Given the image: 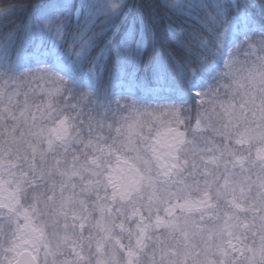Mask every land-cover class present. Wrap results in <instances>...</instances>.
I'll list each match as a JSON object with an SVG mask.
<instances>
[{
    "label": "snow or ice",
    "instance_id": "obj_1",
    "mask_svg": "<svg viewBox=\"0 0 264 264\" xmlns=\"http://www.w3.org/2000/svg\"><path fill=\"white\" fill-rule=\"evenodd\" d=\"M0 264H264V0H0Z\"/></svg>",
    "mask_w": 264,
    "mask_h": 264
},
{
    "label": "trees",
    "instance_id": "obj_2",
    "mask_svg": "<svg viewBox=\"0 0 264 264\" xmlns=\"http://www.w3.org/2000/svg\"><path fill=\"white\" fill-rule=\"evenodd\" d=\"M21 2L25 5H29V4H34L37 2V0H21ZM77 2V0H76ZM108 39H115V34H110L109 37H107Z\"/></svg>",
    "mask_w": 264,
    "mask_h": 264
},
{
    "label": "rangeland",
    "instance_id": "obj_3",
    "mask_svg": "<svg viewBox=\"0 0 264 264\" xmlns=\"http://www.w3.org/2000/svg\"><path fill=\"white\" fill-rule=\"evenodd\" d=\"M79 2V0H77V3ZM97 31H98V29H97Z\"/></svg>",
    "mask_w": 264,
    "mask_h": 264
}]
</instances>
